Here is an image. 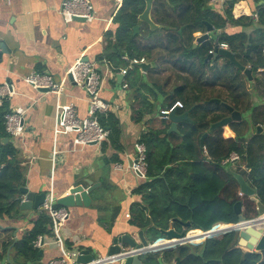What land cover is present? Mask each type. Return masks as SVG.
I'll use <instances>...</instances> for the list:
<instances>
[{
  "label": "crops",
  "instance_id": "obj_1",
  "mask_svg": "<svg viewBox=\"0 0 264 264\" xmlns=\"http://www.w3.org/2000/svg\"><path fill=\"white\" fill-rule=\"evenodd\" d=\"M63 1L0 0V43L7 49V53H3L0 60V86L8 83L15 91V96L5 102L9 113L17 108L26 110L24 133L18 138L11 137V140L6 138L8 142L4 144L10 142L17 150L25 176L23 188H28L34 194L46 193V197L50 196L55 203L77 186H84L86 189L92 187V203L89 207L68 209L69 217L61 230L60 243L56 241L53 231L48 236L38 237L41 238V246H36L37 241L34 243L39 255L38 261L34 263L23 256H17L15 245L24 240L39 220L41 212L46 211L20 210L18 217L0 218V264H49L50 261L62 257L67 250L90 249L95 256L105 257L113 239L130 234L136 242H140L139 231H143L146 239L152 243L155 236L153 231L131 224L133 210L146 207L144 194L139 191L147 179H138L130 170L136 159L134 146L136 143L144 144L141 140L148 133L166 128L170 122L163 119V111H171L177 107L179 114L187 112L178 104L185 106L181 97H188L187 91H191L193 83L199 79L198 75L182 72L171 60L167 50L176 49V46L179 49L184 47L182 50L188 47L186 43L169 46L168 40L175 36L172 31L160 30L150 40L140 39L146 44H150L149 41H162L160 47L153 50V60L146 61L155 65L146 74L140 68L134 69V64L130 61H126L130 63L125 67H119L105 58L107 37L110 33H116L118 24L115 19L123 0L121 3L118 0H91L95 19L91 22L76 20L72 23H66L61 15ZM209 5L217 13L223 14L225 11L217 10L210 1ZM241 10H244L245 16H251L258 7L254 0H242L232 10L233 16L236 18ZM206 33L207 30L196 33L194 44ZM210 37L212 38V33ZM194 44L193 49H196ZM122 59L128 60V57L124 54ZM78 60L95 65L102 76L101 98L112 105L108 112L99 114L101 125L109 131V137L102 146L75 147L74 134H54L59 104H73L79 118L88 117L89 96L84 88L76 86L68 79L65 81L64 94L58 97L35 90L25 82V78L31 73L48 74L56 82L64 81L68 69ZM211 61L213 60L207 62ZM216 63L219 70L224 65L223 59L220 65L219 60ZM124 71L126 74H123ZM206 73L204 83L212 84L214 76L211 72ZM230 77L234 78V75L230 74ZM224 87L226 83L219 79L214 89L221 90ZM245 88L247 91H255L256 98L264 100V72L261 69L255 74L252 72V78L245 82ZM254 99L253 102L257 101ZM171 102H174V106L168 109ZM191 116L190 113V119ZM184 125V122L179 123L178 133ZM257 127L262 128L259 133L256 126H253L252 131L255 130L257 134L264 132L263 124H258ZM169 129L170 126L168 131ZM229 133L232 135L231 131ZM204 149L206 153V146ZM229 164L232 163L223 162L226 167ZM233 164L234 167L230 166V170L234 174L247 170L241 165V160ZM146 216L151 218L148 211ZM186 223L191 226L184 228L182 224ZM186 223L172 220L166 231L171 228L179 233L195 230L191 236L200 238L201 233L196 232L199 229H191L192 223ZM163 232L156 241L166 238ZM8 243L12 245L6 251ZM200 244L202 243L193 244L187 254L201 256L204 246ZM240 247L248 253L264 252ZM179 252L181 249L175 247L147 256L154 264H159L158 261L162 264H174Z\"/></svg>",
  "mask_w": 264,
  "mask_h": 264
},
{
  "label": "trees",
  "instance_id": "obj_2",
  "mask_svg": "<svg viewBox=\"0 0 264 264\" xmlns=\"http://www.w3.org/2000/svg\"><path fill=\"white\" fill-rule=\"evenodd\" d=\"M209 1L156 0L152 19L160 27L151 30L143 23L140 33L135 35L134 27L138 16L145 9V3L142 0H123L115 19L118 24L116 33H110L107 37L105 58L115 66L125 67L133 60H153V50L159 48L162 41H149L150 44H146L143 40H150L160 30L172 31L175 36L168 40V45L186 43L188 47L185 50L177 46L171 50L165 48L171 60L182 72L199 77L191 91H187L188 97H181L185 105L182 109L189 111L193 108L191 118L194 121H184L180 133H168L169 123L164 130L152 131L141 140L147 147L148 173L139 193L144 194L146 207L133 210L131 224L153 231L155 236L152 242L162 236L172 220L181 224L191 222V229L202 231L211 229L217 223L236 224L239 222V215L235 211L238 202L242 203L246 219L258 215L256 204L247 196H239L240 185L234 172L226 170L223 165L233 153L240 156L241 165L247 168L239 174L264 204V132L257 134L255 130L252 131L253 126L257 129L258 124L264 125V100L256 98L257 94H252V90H246L248 77L239 68L230 70L232 68L228 59L222 58L228 65L224 64L220 70L216 63L218 59L207 62L208 55L215 50V40H218L219 43L228 44L237 60L254 74L264 68V5H260L263 0H254L258 7L257 20L254 14L238 19L233 16L232 10L242 0H229L223 14L213 11ZM208 24L214 27L216 38L193 49L195 34L205 32ZM124 54L128 60L122 59ZM134 69L139 67L134 66ZM206 72L214 76L212 84L204 83ZM219 79L226 83V87L221 90L214 89ZM215 98L242 112V120L211 132L204 144L206 155L200 143L202 136L212 124L229 113L223 105L210 103ZM173 106L174 102H171L168 109ZM7 108L6 103L0 107V140H11L5 126V116L9 113ZM24 186V170L17 150L10 142L0 143V218L19 216L22 202L20 189ZM146 211L151 218H147ZM177 226L181 227L179 224ZM199 230L196 232L201 233ZM50 234L52 220L42 211L24 240L15 245L17 256H23L31 263L38 261V250L34 243L39 236ZM239 239V232L235 231L221 238L207 240L200 244L204 246V252L196 257L187 254L189 248L178 246L181 252L177 256L182 264H264V252H244L238 245ZM11 245L8 243L5 250Z\"/></svg>",
  "mask_w": 264,
  "mask_h": 264
},
{
  "label": "built area",
  "instance_id": "obj_3",
  "mask_svg": "<svg viewBox=\"0 0 264 264\" xmlns=\"http://www.w3.org/2000/svg\"><path fill=\"white\" fill-rule=\"evenodd\" d=\"M118 1L120 3L122 2V0ZM228 1L229 0H210V4L217 10H225ZM245 14L244 10L239 12L240 17L245 16ZM61 15L66 23H72L76 21V19L81 18L88 22L95 19L91 0H64L61 6ZM254 16L257 20L258 15L255 13ZM219 46L223 50H229V46L226 43H219ZM212 52L213 51H211V53ZM143 62H145L144 58L132 61L133 64ZM261 71L264 72V68H262ZM123 74H126V71H124ZM68 79L76 86L86 90L89 96L88 117L84 119L79 118L77 108L73 104H59L54 128L55 136L74 134L75 147H84L88 145L102 146L109 137V131L101 125L99 114L108 112L112 109V105L101 98L103 84L102 76L97 72L95 65L85 62L84 60H78L68 69L64 81L56 82L54 78L48 74L31 73L25 78V82L35 90H48V93L60 97L65 92V81ZM125 87H127V85H125ZM14 96L15 91L8 83L0 86V106ZM178 106L183 108L182 104H178ZM25 113L26 110L24 108H17L6 114V132L12 138H18L24 133ZM163 113L169 114L170 111L166 110L163 111ZM163 119L167 120V117ZM134 148L136 150V159L132 162L130 170L138 179L146 180L148 173L147 147L143 143H136ZM239 160L240 156L237 153H233L226 162L236 163ZM117 168H119V166ZM239 195L243 196L241 193H239ZM43 209L49 214L52 220L53 235L56 237V241L60 243L61 230L64 228L69 217L68 208L55 207L52 198L48 196L44 202ZM127 217H130V215H127ZM254 225H264V214L246 219V222L242 223L214 225L207 231H201V237L198 239L191 236L192 232L195 230L189 231L184 240L191 243L204 242L214 238H221L231 232L236 231L240 233L242 230L253 227ZM160 242L164 243L156 246V244ZM177 242L178 240L176 239L168 240L167 238H163L150 243V249L144 248L141 250H131L121 255L97 257L87 264H111L117 262L121 256L124 255H135L137 253L142 255L156 254L158 252H154V250L164 252L170 250L172 247L183 246L181 244L172 246ZM36 246H41V238L37 240ZM80 252L79 250H67L62 257L50 261L49 264H78L77 258L80 256Z\"/></svg>",
  "mask_w": 264,
  "mask_h": 264
},
{
  "label": "water",
  "instance_id": "obj_4",
  "mask_svg": "<svg viewBox=\"0 0 264 264\" xmlns=\"http://www.w3.org/2000/svg\"><path fill=\"white\" fill-rule=\"evenodd\" d=\"M145 3V9L138 16V22L137 25L134 27V33H138L140 30V27L143 23L147 24L151 30H156L160 26L157 25L153 19H152V10L153 6L156 0H142ZM264 2H262L261 5H263ZM78 21H86L85 19H76ZM215 29L211 25H207V33L202 35L196 40V43L194 44V48H197L199 44H202L208 40H210V34L214 33ZM215 50L208 55L207 61L225 58L228 59L229 62L235 66L236 68H239L249 79L252 78V70L250 68H246L243 66L236 58V55L230 51V50H223L219 46L218 40H215ZM7 53L6 47L0 43V60L2 59V54ZM134 66L139 67L143 73H147L151 68L155 67L154 64H151L149 62H143L139 64H134ZM121 78V77H120ZM44 92H48V90H42ZM210 103H214L217 105H223L229 112V116L223 118L219 122H216L211 125L209 131L205 133L201 139V145L204 146V140L209 135V133L213 132L216 129L227 127L232 122L240 121L242 120V115L240 112L236 111L232 106L222 102L219 99H212ZM192 110V109H191ZM191 110L179 114L178 108H174L170 111L169 114L161 113L162 117H167V120L170 122V129L169 133L171 132H178V124L181 122H190L191 119L189 117V114L191 113ZM165 115V116H164ZM262 130L261 127H257V133H259ZM8 142V139H1L0 143H6ZM234 176L237 178L239 185H240V193L243 196H247L253 201L257 206V212L258 215L264 214V204L256 197V192L247 184L244 177L239 174H234ZM93 191V188L86 189L84 186H77L73 188L70 193L64 197L59 198L54 203L55 206H61L65 208H76V207H89L92 203L91 193ZM20 192L22 195H24V199L22 200L20 204V210L21 211H33V210H43V205L46 200V193L41 194H34L33 192H30L28 188H21ZM235 211L239 215V222H246V218L243 215V207L242 203L238 202L235 205ZM184 225V228H188L191 226L190 223L182 224ZM163 235L168 239H176L178 240L177 243H175L172 246L176 245H183L190 250L193 247V244L198 243H191L189 241L184 240L187 233L185 232H176L172 228L169 231H164ZM240 246H245L249 250H256V251H264V225H254L253 227L247 228L245 230H242L240 233ZM139 240L140 242H136L130 234H124L121 236L116 237L113 239L111 246L109 247L107 256H114V255H121L125 252L131 251V250H141L144 248L150 249V242L146 239L144 236L143 231L138 232ZM205 242V241H204ZM203 243V242H200ZM174 248V247H172ZM171 248V249H172ZM154 252H159L157 250H154ZM80 256L77 258L78 264H87L94 259H96L97 256L92 254V251L90 249H83L80 252ZM192 253H194L192 251ZM159 264H162L160 261H158ZM111 264H154L152 260H150L149 256L142 255L140 253H137L135 255H124L121 256V258ZM174 264H182V260L177 257L175 259Z\"/></svg>",
  "mask_w": 264,
  "mask_h": 264
},
{
  "label": "rangeland",
  "instance_id": "obj_5",
  "mask_svg": "<svg viewBox=\"0 0 264 264\" xmlns=\"http://www.w3.org/2000/svg\"><path fill=\"white\" fill-rule=\"evenodd\" d=\"M236 18H237V19L240 18L239 12H238V14L236 15ZM212 38H216L215 34H213V33H212ZM221 60H222V59L219 60V65H220ZM224 64H227V65H228V63H227L226 61L224 62ZM230 67L232 68V69H230V70H233V69H234L233 66L230 65ZM195 69L197 70V67H195ZM232 80H233L232 82L234 83V85H237V82H236L234 79H232ZM253 93H255V91H252V94H253ZM257 107H258V106H257ZM186 111H188V110H186ZM229 165H230L232 168L234 167V164H233V163H232V164H229ZM230 166L225 167L226 170H230ZM184 232H185V234H186V231H184Z\"/></svg>",
  "mask_w": 264,
  "mask_h": 264
},
{
  "label": "clouds",
  "instance_id": "obj_6",
  "mask_svg": "<svg viewBox=\"0 0 264 264\" xmlns=\"http://www.w3.org/2000/svg\"><path fill=\"white\" fill-rule=\"evenodd\" d=\"M146 61V60H145Z\"/></svg>",
  "mask_w": 264,
  "mask_h": 264
}]
</instances>
